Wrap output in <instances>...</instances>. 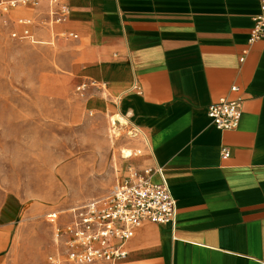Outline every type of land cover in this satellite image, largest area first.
I'll return each instance as SVG.
<instances>
[{
  "label": "crops",
  "instance_id": "obj_1",
  "mask_svg": "<svg viewBox=\"0 0 264 264\" xmlns=\"http://www.w3.org/2000/svg\"><path fill=\"white\" fill-rule=\"evenodd\" d=\"M35 1L21 12L42 19L49 2ZM60 1L68 17L44 32L63 33L73 73L97 85L92 105L133 126L141 149L130 160L166 180L177 205L173 224L143 222L128 254L106 264H264V39L250 41L258 0ZM223 97L242 100L235 130L208 114ZM3 215L2 239L17 212Z\"/></svg>",
  "mask_w": 264,
  "mask_h": 264
},
{
  "label": "rangeland",
  "instance_id": "obj_2",
  "mask_svg": "<svg viewBox=\"0 0 264 264\" xmlns=\"http://www.w3.org/2000/svg\"><path fill=\"white\" fill-rule=\"evenodd\" d=\"M45 1L42 19L21 12L26 4L12 10L14 19L0 10V208L4 219L17 212L0 238L3 264H48L58 248L48 215L58 212L65 223L71 208L105 196L139 168L123 154L141 149L133 126H113L111 114L92 105L97 85L73 73L63 33L44 32L60 23L58 0L35 3ZM20 19L30 21L29 36Z\"/></svg>",
  "mask_w": 264,
  "mask_h": 264
},
{
  "label": "built area",
  "instance_id": "obj_3",
  "mask_svg": "<svg viewBox=\"0 0 264 264\" xmlns=\"http://www.w3.org/2000/svg\"><path fill=\"white\" fill-rule=\"evenodd\" d=\"M31 0H0V10L8 12ZM260 11L254 17L250 41L264 39V0H258ZM70 8L58 0L56 21L64 22ZM30 35L26 19L19 20ZM16 36L17 33L14 32ZM208 114L220 130H235L242 116V100L223 97L208 106ZM224 157L230 155L222 149ZM161 171V169H160ZM152 169L131 167L130 173L103 197L84 202L67 212L66 221L58 223L53 212L48 220L54 225L56 253L47 257L48 264H106L128 254L126 243L145 221L173 224L177 217L176 200L170 186L154 181Z\"/></svg>",
  "mask_w": 264,
  "mask_h": 264
},
{
  "label": "bare ground",
  "instance_id": "obj_4",
  "mask_svg": "<svg viewBox=\"0 0 264 264\" xmlns=\"http://www.w3.org/2000/svg\"><path fill=\"white\" fill-rule=\"evenodd\" d=\"M110 121H111L113 126H116L117 124L128 123V121L125 119V117H122L119 114L110 115ZM133 136H135V138H136L137 134L134 133ZM135 141H136V139H135ZM123 154H124V157H126V158H133L135 153L130 147H127V148L123 149Z\"/></svg>",
  "mask_w": 264,
  "mask_h": 264
}]
</instances>
